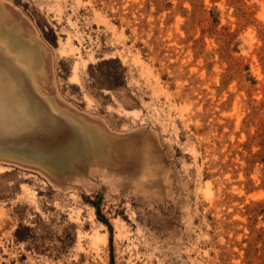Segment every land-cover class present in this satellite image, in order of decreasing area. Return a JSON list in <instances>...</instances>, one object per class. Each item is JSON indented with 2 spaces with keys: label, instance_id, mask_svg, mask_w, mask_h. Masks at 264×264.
Wrapping results in <instances>:
<instances>
[{
  "label": "rangeland",
  "instance_id": "rangeland-1",
  "mask_svg": "<svg viewBox=\"0 0 264 264\" xmlns=\"http://www.w3.org/2000/svg\"><path fill=\"white\" fill-rule=\"evenodd\" d=\"M0 1L82 134L0 130V264H264V0Z\"/></svg>",
  "mask_w": 264,
  "mask_h": 264
},
{
  "label": "bare ground",
  "instance_id": "bare-ground-1",
  "mask_svg": "<svg viewBox=\"0 0 264 264\" xmlns=\"http://www.w3.org/2000/svg\"><path fill=\"white\" fill-rule=\"evenodd\" d=\"M0 48L16 63L0 60V130L9 136L16 129H25L16 137L25 136L51 154L58 152L67 138L82 136L80 128L55 114L56 106L42 95L33 73L37 63L33 46L17 43L0 32Z\"/></svg>",
  "mask_w": 264,
  "mask_h": 264
},
{
  "label": "crops",
  "instance_id": "crops-1",
  "mask_svg": "<svg viewBox=\"0 0 264 264\" xmlns=\"http://www.w3.org/2000/svg\"><path fill=\"white\" fill-rule=\"evenodd\" d=\"M2 5H3L2 2L0 1V10L3 9V6Z\"/></svg>",
  "mask_w": 264,
  "mask_h": 264
}]
</instances>
